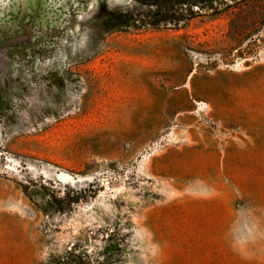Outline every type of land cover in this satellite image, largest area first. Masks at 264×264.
I'll return each instance as SVG.
<instances>
[{
    "label": "rangeland",
    "instance_id": "1",
    "mask_svg": "<svg viewBox=\"0 0 264 264\" xmlns=\"http://www.w3.org/2000/svg\"><path fill=\"white\" fill-rule=\"evenodd\" d=\"M172 2L0 0V264H264V0Z\"/></svg>",
    "mask_w": 264,
    "mask_h": 264
},
{
    "label": "trees",
    "instance_id": "2",
    "mask_svg": "<svg viewBox=\"0 0 264 264\" xmlns=\"http://www.w3.org/2000/svg\"><path fill=\"white\" fill-rule=\"evenodd\" d=\"M205 1L211 3L215 0H174V2L171 3V8H169L168 10L175 13L178 10L177 8H174L176 4L188 3V4L198 5L204 3ZM160 9L161 8H159V6H156L154 10L148 8L145 16L156 14ZM140 15H144V14L139 11L134 13L128 10L111 12L108 13L102 20V26L107 31H113L127 27L137 28L136 21L138 20V16Z\"/></svg>",
    "mask_w": 264,
    "mask_h": 264
},
{
    "label": "bare ground",
    "instance_id": "3",
    "mask_svg": "<svg viewBox=\"0 0 264 264\" xmlns=\"http://www.w3.org/2000/svg\"><path fill=\"white\" fill-rule=\"evenodd\" d=\"M64 179L73 180L74 178L69 174H61ZM60 175V176H61Z\"/></svg>",
    "mask_w": 264,
    "mask_h": 264
}]
</instances>
